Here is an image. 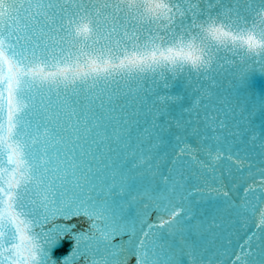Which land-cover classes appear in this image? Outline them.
I'll return each mask as SVG.
<instances>
[{"label":"snow or ice","instance_id":"snow-or-ice-1","mask_svg":"<svg viewBox=\"0 0 264 264\" xmlns=\"http://www.w3.org/2000/svg\"><path fill=\"white\" fill-rule=\"evenodd\" d=\"M0 264H264V0H0Z\"/></svg>","mask_w":264,"mask_h":264},{"label":"water","instance_id":"water-1","mask_svg":"<svg viewBox=\"0 0 264 264\" xmlns=\"http://www.w3.org/2000/svg\"><path fill=\"white\" fill-rule=\"evenodd\" d=\"M258 225H259V219L257 218L255 221L248 220L246 223L239 226V233L237 235V239H239L240 236H243L245 232H248L251 230L252 232L258 231Z\"/></svg>","mask_w":264,"mask_h":264}]
</instances>
